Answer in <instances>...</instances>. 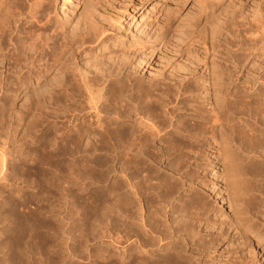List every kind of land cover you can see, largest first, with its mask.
Returning a JSON list of instances; mask_svg holds the SVG:
<instances>
[{
    "label": "bare ground",
    "instance_id": "6f19581e",
    "mask_svg": "<svg viewBox=\"0 0 264 264\" xmlns=\"http://www.w3.org/2000/svg\"><path fill=\"white\" fill-rule=\"evenodd\" d=\"M82 1L84 6L81 5V14L78 12L80 17H78L79 19L75 17L78 21L75 20L77 23L73 24V26L71 25L72 29L70 28L69 30L68 25L71 24L69 18L74 12L69 18L61 17L66 12L60 15L55 9L56 7H53L54 4L51 5L50 0H0V133L3 131L7 134L4 135L2 133L4 137L8 136L9 139H15L16 136L20 135L16 141L12 140L13 143H17V147H13L15 152L17 148L20 151L19 153L24 154V152H27L26 149L29 148V144L34 143L33 145H36L38 143L42 150V154H40L47 160L86 158V161L81 159L83 164H80L79 167V169L82 167L83 171H86L83 173L85 177L89 175L90 170L92 172L93 166H97V162L95 161L96 164L93 163L92 160L94 159L90 160V158L100 155L104 156V159L107 158L108 165L106 167L108 170H106L108 175H111V178L117 168L126 177V180L123 178L125 182L121 184L122 186L120 183L123 176L116 178V180H121V182L118 181L119 183L117 181L114 182L110 178L112 183L109 182V185L103 190V192L105 191L103 193L105 194L103 195L104 198L101 191L100 194L103 199L100 196L97 199L90 200L92 196L83 197L84 194L79 189L80 183L85 186L83 183L85 178L81 174L82 169H80L81 175L76 173L71 176L77 170L76 164L71 163L75 160L70 161L71 164H65L64 169L71 170L68 172V176H65L67 184L65 186L62 184L58 185L55 191L58 194V200L62 201L70 198L69 204L66 202L67 205L63 210H66L65 213L68 214L70 220L71 241L74 240L80 244L83 242L85 233L83 234L84 230L81 225L83 223L86 225L88 220L98 219L101 220L100 222L107 220L112 228L111 233L115 231L116 225H120L122 235H118L117 238L121 236L122 240L119 242L123 246H119L123 250L121 253L119 252L120 254H117L115 250L112 252L111 248L109 250L111 252H108L107 256L102 253L105 250H98L96 253L90 252L88 254L91 258L98 257L100 259L102 257L103 261L105 258V260L107 259V264H207L205 260L202 261L203 258L201 256L210 252L219 239L215 236L214 238L203 240L200 238L201 236L199 237L200 234L195 227L197 223L204 221L203 217H207L205 216L206 213L211 210V208L209 209V202L203 199V195L202 197L196 192L188 193L184 198L179 196V193L187 183L192 184L194 180L196 182V179H198L199 175L197 176V173L202 166L200 161H203L201 157L206 156L205 151L207 150L204 151L203 145L209 142V139H212L218 145L216 149L218 150L217 156L221 165L220 168H222L221 178L224 181V190L227 191L228 200L232 204L230 205L232 207V215L235 216L233 220L235 219L241 228L244 227L243 232L255 233L261 241H264V13L262 12V4L258 7L256 6L257 8L251 12L252 19L250 18V20L245 14H243L245 17L239 18L238 11L235 13L232 11V14H226L224 18L221 17V21L217 20L219 24L216 23L218 24L217 27L215 26L216 24L214 25L213 28L215 30L212 28L213 40L211 47L214 48V53L216 48L218 60L212 58L216 60L212 61L211 59L213 66L212 68L210 67L209 81L215 95L211 102L213 105V107L211 106L212 110L209 109V111L208 108L204 110L200 106L203 101L197 104L196 101L194 103L191 100L195 95L193 92L197 91V83L198 85L200 84L196 82L195 78L191 79L195 80L196 84L195 82L193 83L196 86L190 83L191 79L183 75L187 79L183 78L181 81L178 79L179 83L173 81L175 83L174 87H168L171 84L167 83V85L165 83L167 81H162L165 83H162L165 85L163 87L162 84H157V82L152 83L154 80H151V83L147 81L148 85L146 82V85L141 84L139 81L142 78L140 80L138 78V81L133 79L137 75L131 78L130 75L133 71L129 75L123 73V77H119L118 75L122 71H127L126 65L129 62L126 60L128 62L126 64L118 54L119 58L115 66H112L113 64L108 65L105 62L108 57L104 59L105 61L102 60V52L110 39L108 27L106 28L102 25V20L105 17L102 20L100 19V22L96 20L93 8L97 5V0ZM219 1L199 0L200 7L204 8L205 11L215 6ZM82 6L84 7L83 9ZM158 6V2H152L149 9L152 14L158 11ZM158 13L160 12L158 11ZM101 16L99 15L98 18ZM164 16L163 20H166L168 16ZM170 21L171 19L169 18L163 21L164 24L159 21L162 25L160 29L162 28L163 30L159 33L161 36L165 35V31L167 32L166 27L170 24ZM109 29L111 30L112 28L110 27ZM158 29L156 30L155 28L156 31ZM156 31L155 33H157ZM146 36L150 37L149 35ZM152 40L154 41V38ZM209 50L211 49L209 48ZM124 58H127V54ZM260 58V63H258ZM79 61H85L86 65L88 64V70H90L87 71L85 64L86 70H84V66ZM204 61L206 60L204 59ZM113 62L115 63V61ZM247 62L252 63V66H247L251 67L254 72L246 76L244 71H246L245 63ZM78 63L81 65L80 69L78 68ZM204 66L209 68L211 65L207 67L204 62ZM82 67L84 71H81ZM91 72L92 74L96 72V75L91 74L92 76H90ZM124 74L127 76L124 77ZM134 74H136L135 71ZM189 74L187 73V75ZM243 75L246 76L243 85L238 87L236 83H240L239 80ZM159 85H162V87ZM21 95L27 96V100H30L29 104L27 102L21 104H26L25 106H27L26 109L28 110H39L40 112L36 111L38 117L39 113L41 114L39 118H35V115L32 116V114H35L34 111L31 114V118L35 116L34 119L30 120L31 118H27V121L24 110L12 106L14 100H17ZM205 96H202L205 99H203L204 101L209 98V95ZM21 98L23 100V97ZM99 100L102 101V107L98 108L96 104ZM86 105H88L89 109L93 108L95 111L91 110L92 112H90L89 109L86 111ZM102 113L104 114L103 117L100 115ZM239 114L242 116L247 114L246 116L250 117L249 119L254 117L252 119L254 121H247L246 119L248 118H243L246 123L243 122L245 125L240 124ZM143 118L148 123L142 122ZM25 119L27 122H25ZM138 119L139 122L137 121ZM69 122H72V124L74 122V124L69 126ZM94 127L100 129L99 133V129L97 130L98 138L91 132L94 131ZM92 134L97 139L92 138L90 136ZM85 136H90L92 140L89 141L90 137H86L88 141L83 146L81 142ZM93 139L96 140L97 144ZM205 158L203 163L205 160L207 161ZM116 159L117 162L115 163ZM191 159L196 165H192L194 166L192 169H186L190 165ZM5 160L6 152L0 149L1 167L5 165ZM165 160H167L166 167L161 168V163H165ZM33 162L35 161L33 160ZM104 162L106 161L102 163L104 164ZM78 165L79 163H77V167ZM90 175L87 178H91ZM115 175L117 176V174ZM202 177L200 176L199 179L202 180ZM81 179L83 182H79ZM202 183L204 184V181ZM195 185L194 187H196ZM197 185L199 186V184ZM127 186L132 188V192L128 190L121 192ZM29 193L31 192L29 191ZM97 193L96 191L93 196ZM177 197L178 202L175 200ZM174 200L176 202L173 204ZM81 204L85 208L83 212L79 213L87 219L83 223L81 221L83 217L82 219L75 217L76 208ZM15 207V204H13L12 209ZM36 214L34 215L35 218L31 216L34 221L43 218L38 217V214ZM233 216L230 217L232 218ZM27 222L26 218L20 222V232H26V236L28 228L32 233L37 230L33 227L30 228L29 226L32 225ZM78 222H81L79 225L82 231ZM43 223L45 224V222ZM58 224L55 226L56 230L52 226L57 232L62 228ZM39 226H41V223ZM232 226L234 227V225ZM78 227L80 233L75 235ZM106 227L108 226L106 225ZM114 227L115 229L113 230ZM108 231L110 232L109 229ZM106 233L108 234V232ZM111 233L108 235H111ZM55 236L57 237H53V239L56 238L54 246L58 247L60 242L58 235ZM50 237L52 236L50 235ZM43 238L46 239V236ZM115 238L113 237L111 240ZM6 239L8 238L6 237ZM50 239L46 240L50 242ZM109 239L108 241H111ZM46 240L45 244H50ZM248 240L250 239L248 238ZM256 243L259 246V240ZM17 245L21 246L20 244ZM60 246L59 249L52 252L48 251L46 253L43 251L48 256L45 260L48 259L49 264H63L61 263L63 261H65L64 264H77L74 260H65L67 251L63 253V248L61 250ZM71 247L67 248L68 250H73L71 254L81 255L82 251L77 250L79 247H75L77 249ZM29 258L30 264H43L41 259L36 260L32 256ZM91 258L90 261L93 260ZM25 259L21 258L22 264H27ZM240 259L241 261H237L238 263L236 264H252V261L246 260L245 257ZM87 262L89 263V261Z\"/></svg>",
    "mask_w": 264,
    "mask_h": 264
},
{
    "label": "rangeland",
    "instance_id": "374dc122",
    "mask_svg": "<svg viewBox=\"0 0 264 264\" xmlns=\"http://www.w3.org/2000/svg\"><path fill=\"white\" fill-rule=\"evenodd\" d=\"M50 1H51V5L54 4L53 7H56L55 9L59 12L60 15L64 14L65 12L68 13L67 15H69V16H67L66 13H65L63 16L61 15V17L69 18L70 15L73 12L75 13V14L73 13L71 15L72 18L71 17L69 18V21L71 22V24L68 25L69 26L68 29L69 30H70V28L72 29L71 25L73 26V24H76L77 23L76 21H78V20L75 19V17L76 18L80 17L79 15L81 14V11H82L81 10V5L84 6V3H82L83 1L82 0H77L78 2L76 0H64V1L63 0H50ZM154 1L159 3V6L157 7V9H158V11L160 13H158V11H156V13L152 14V12L149 10L150 6L152 5V2L155 3ZM101 3H103V4L101 5ZM62 4H64V5H62ZM96 4H97L96 5L97 7L95 6L93 8L95 10L94 13H95V16H96V20H99L98 22H100V19L102 20L105 17L102 20L103 23L102 22L101 23L106 28L108 27V30H109L108 35L110 37V39L108 41L109 43L107 42L106 47H105V49L102 52V55H103V57H101L102 60L105 61L104 59H106V57H108L107 58L108 60L106 59L105 62L108 65L109 64H111V65L113 64L112 66H115L116 61H118L119 57L121 59L123 58V60H124V62L126 64L129 62L126 65V68H127L126 72L127 73L125 71H122L118 75L119 77L120 76L123 77V73L129 75V73L131 74L132 71H133V73L130 75L131 78H133L134 75H137L133 79L138 81L137 80L138 78H139V80L142 78V80L139 81V82L141 84L143 83V85H146V84L148 85L147 81H149L151 83L152 82L151 80H154L152 83H156L157 82V84H162L164 81H167V82H165L166 84L167 83H169L171 85L173 84V86L167 84L168 87L169 86L170 87H174L175 83H173V81L176 82V83H179V80L180 81L183 80L185 75L189 79H191V78L194 79L195 78L196 82H199L200 84L198 85V83H197V89H196L197 91L195 90L196 92H193L195 95L192 93L194 95V97H193L194 99L192 98L191 100H193L194 103L196 101L197 104H199V103H201L203 101V104L201 103L200 106H202L204 110H206V108H208V110L209 109L212 110L213 105H212L211 102L213 101L212 99L214 98V95H215L214 92H213V89H211V83L209 81L210 80L209 76L211 74L210 67L212 68V66H213L211 64V59L215 58V59L218 60V52L216 51V48H215V53H214V51H213L214 48L211 47L212 46V40H213L212 33H213V30H215L213 28L214 25L216 23L219 24L218 21H221V19L224 18V16L226 14H232V11L234 13L238 11L237 14L240 15L239 18L247 16V17H249V20H250V18L252 19L251 12L253 10H255V8H257L261 4H262L261 6H262V9H263L262 12L264 13V5H263L264 2H263V0H261V1L260 0H220L215 6H213L212 8H208V10H206V11L204 10V8L200 7L201 4H200L199 0H97ZM61 6H63V7H61ZM73 6H75V7H73ZM83 6H82V9L84 8ZM98 11H100L101 13L98 12ZM78 12H80V14ZM167 13L170 15V17H169V15ZM243 14H245V16ZM65 15H66V17H65ZM99 15L100 16L102 15V16L100 18H98ZM164 15H166V17L168 16L167 19L169 18V19H171V21H170V24L166 27L167 32L165 31V35L161 36L159 34V33H161L163 31L162 28L160 29V27L162 26L161 22H162V24H164L163 21L167 20V19L163 20V16ZM263 18H264V15H263ZM164 19H165V16H164ZM73 20L74 21L76 20V21L74 22ZM159 21H161V22H159ZM106 23H107V26H106ZM218 24H216L215 26L217 27ZM110 27L112 28L111 29L112 31L109 29ZM155 28H156V30H157V28H159L160 32H159V29H158V31H156ZM212 28H213V30H212ZM211 30H212V32H211ZM155 31L157 33H155ZM146 35H149L150 37H148ZM152 36H154L153 37L154 41L152 40L153 39ZM157 36H159V37H157ZM145 37H146V39H145ZM147 40L150 42L149 44H148ZM210 40H211V42H210ZM209 48L211 50H209ZM113 50L114 51L115 50H119V51H115L116 52L115 53ZM106 52H110V53H107L108 56H107ZM124 52L127 54V58L126 59L124 58V57H126V54ZM212 52L214 53V55H213ZM117 54H118L119 57L117 56ZM123 54H124V56H122ZM110 55H111V58H110ZM128 56H130L131 58L128 57ZM203 58L206 61H204ZM114 59H116V60H114ZM215 59H212V61H214ZM141 60H142V62H141ZM258 60H259L258 63H260L261 58L258 59ZM109 61H110V63H109ZM113 61H115V63ZM79 62L81 63L82 66H84V70H86V68L88 67L87 66L88 64L86 65L85 61H79ZM204 62L207 64V67L209 65H211V66H209V68H206V66L203 67ZM84 64L86 65V68H85ZM251 64H252L251 62L245 63L246 71H244V75L247 76L248 74L249 75L251 73L253 74L254 70L253 69L251 70V67H248L249 65L252 66ZM77 65H79L78 68L80 69L81 65L79 63ZM132 66H134V67H132ZM128 67L130 68V70H129L130 72L128 71V69H129ZM84 70H83V67H82L81 71H84ZM89 70L87 68V71H89ZM134 71H135L136 74H134ZM192 71H193V73H192ZM259 71H261V70H259ZM209 72H210V74H209ZM247 72H249V73H247ZM187 73H190L191 75L190 74L187 75ZM91 74H92V72L90 73V76H92L94 74L96 75V72L93 73L92 75ZM125 74H124V77L127 76ZM192 75H193V77H192ZM176 76H177V78H176ZM196 76H198V77H196ZM206 76H208V77L206 78ZM243 76L239 80L240 83H236L238 85V87L243 85V82H244L245 77H246V76H244V77ZM202 77H204V78H202ZM174 78L176 79V81H175ZM184 79H187V78H184ZM193 79H191L192 81L190 80L191 84L193 82H195V80H193ZM170 80L172 81V83H171ZM145 82H146V84H145ZM196 82H195V84H196ZM165 83H163V84H165ZM203 84H204V86H203ZM205 84H208V85L205 86ZM209 84H210V86H209ZM162 85H159V86L162 87ZM167 85H166V87H167ZM192 85H194V83ZM194 86H196V85H194ZM163 87H165V85H163ZM199 87H200V89H198ZM204 89H205V91H204ZM210 90H211V92H210ZM201 92L203 93V95H202ZM197 93H199V94L196 95ZM185 95H187V94H185ZM205 95H209L208 96L209 98L206 101H204L205 99L202 98V96H205ZM21 97H23V100H22ZM199 98H202V99H199ZM197 100H198V102H197ZM29 101H30L29 99L27 100V96L25 97V96L21 95L17 100H14L15 103L13 102L12 106L17 108V109L24 110L26 119L27 118L30 119L33 115L36 116V117L34 116L35 118H39L40 115H41L39 113V117H38L37 112H40L39 110L37 111L36 109H33V110L29 109L30 110L29 111L28 109H26L27 108V106H25L26 104H21V103H24V102L25 103L27 102V104H29ZM88 105H86V111L89 109V107H87ZM96 105H98V108L102 107V101L99 100V102ZM90 106H91V104H90ZM91 110H94V109L93 108L89 109L90 112H92ZM34 111H35V114H32V113H34ZM31 114H32V116H31ZM100 115H101V117L104 116L103 113L100 114ZM240 115L241 114H239V117H240L239 119L242 121V122L241 121L239 122V119H238V122L240 124L246 123V120L247 121L248 120L254 121V120H252V119H254V117L253 118L251 117L252 119H249L250 117L246 116L247 114H245L243 116L242 115L240 116ZM34 117L31 118L30 120L34 119ZM241 117H242V119L243 118L244 119L248 118V119H246V120L243 119L242 120ZM144 118L142 119V122H147L145 120L146 118L145 119ZM26 119H25V122L28 121V119H27V121H26ZM70 121H72V120H70ZM137 121L139 122V119ZM69 123H71V124H69ZM69 123H68L69 126L74 124V122H73V124H72V122H69ZM98 129L96 127H94L93 128L94 131H91L94 134V136L97 137V138H98L97 134L100 132V129H99V131L97 133ZM95 130H96V132H95ZM2 133L4 135H7L3 131L0 133V135ZM93 134L90 135L92 138L94 137ZM4 135L2 136L3 139L6 138L4 141H3L2 137L0 136L1 137V139H0V149L4 150L6 152V160H5V163H4L5 165L3 167L0 166V170H1V172H0V264H10V263L11 264H19V263L22 264V261H21L22 257L24 259L27 257V259H25V262L27 261V264H30L28 260L30 259L29 257H31V256L33 258H35L36 260H40L41 259L43 261V264L44 263L45 264H49V262H48L49 260L48 259H47L48 261L45 260L48 256H46L44 252L47 253L48 251L52 252L53 250L59 249L60 245H61L60 249L62 250V248H63V253H66V251H67L66 255L68 257L66 256L67 258L65 257V260H70L71 259V260H74V262L77 263V264H87L88 263L87 261H89L88 264H91V263L92 264H94V263L95 264L96 263L97 264H107V259L105 260V258H104V261H103L102 257H101L102 259L100 258L101 259L100 260L98 257H94V258L92 257L91 258V257L88 256V254L90 252L91 253H96V252H98V250H102V251L105 250L102 253H104V255H106V256H107L108 252H111V251L114 252L113 250H115L117 254H120L122 252V250H123L121 248V246H123V244H121V242H119L120 240H122V238H120L121 236L117 238L118 235H120V234L122 235V231H121L120 225H118L119 227L116 225L117 231H116V229L114 227L113 230L115 229L116 232L113 231L112 233H111L112 228H111V226H109L110 223H108L107 220H104V221L102 220L103 222L107 223V224H104L103 222H100L101 220H98V219L91 220L90 219V221H93V222H90L88 220V223L85 225L83 223V221L87 220V219H86V217L84 218L83 215H80L81 213H79V212H83L84 211L83 209L85 207H84L83 204H81L83 206H81V205L78 206L76 208L77 212H75L77 214V215L75 214V217H80V219H82V217H83V219L81 220L82 223H83V225H81L83 230H84L83 234L85 233L83 235V237H84L83 238V242L81 241L82 243L80 244V243H76L74 240L71 241L72 240L71 234H70L71 230H69L70 229L69 228L70 227V225H69V223H70L69 221L70 220L68 218V214L65 213L66 210H63V209H65L64 207L67 204H69L70 198H68V199L66 198L65 200L63 199L62 201L58 200V194H56L55 190L58 187V185L60 186L62 184V185L65 186L67 184V182H66L67 178L66 177L68 176V172L71 171V170L64 169V166H65L66 163L67 164H71V163L72 164L73 163L76 164L75 166H76L77 170H75V173L71 175V176H73L76 173L80 174V171H81L80 169H82V167L79 169L80 164L81 165L83 164V163H81L82 160L86 161L87 159L86 158H83V159L82 158H77V159L76 158H65V159L62 158V159L59 160V158H57V159H53V160H51V159L47 160V158L44 159L43 156L41 155L42 154V152H41L42 150H41L40 144H38V143H36V145H33L34 143L29 144L28 145L29 148L26 149L27 152H24V154L23 153H19L20 151H18L17 148H16L17 151L15 152V150H13V149L15 147H17L16 146L17 143H15V142L13 143V141H16L17 139H19L20 135L18 137L16 136L15 139L14 138H10L9 139L8 136L4 137ZM90 136H85L82 139L83 141L81 143H82L83 146L87 143V141H88L87 138H89ZM91 137L89 138V141L92 140ZM95 137H94V139H97ZM94 139H93V141L97 144L96 140H94ZM209 142H207L209 145L207 143H205L203 145L204 146V151L207 149L205 151L206 152L205 153L206 156L204 155L207 158L201 157V159L203 161H204V158L207 159V161L205 160L204 163H203V161H200L202 163V166H201V169H199V172H198L199 174L197 173V176L198 175H199V177L203 176L202 180H200L199 177H198V179H196L197 183L195 182V180L193 182L194 184L193 183L192 184L187 183L184 186V188L182 189V191H180V193H179V196H182L184 198V196L186 197V194H188V193L190 194L192 192H196V193H198L201 196L203 195L204 196V197L202 196L203 199L209 202L208 205H209V209L211 208V210H208V212L206 213L205 216L210 217L211 219L207 218V217H203L204 221H202L201 223H197L196 224L197 226L195 228H197L196 231L200 234L199 237L201 236L200 237L201 239L208 240L210 238H214L215 236H217V239H219V240L216 242V244L213 246V248L210 250V252H208L206 254L205 253L202 254V256H201V258H203L202 261L205 260V263H207V264H236V263L241 261L240 258L245 257L246 260L252 261V264H264V241H261V239L255 233H251L252 234L251 235L250 233L243 232L244 231V227H242L243 228V230H242V228L237 224L235 219L233 220V218H235V216L232 215L233 214L232 210H231L232 207L230 206L232 204H231V202H229L230 200H228L227 191L224 190L225 189L224 181L221 178V176H222V172H221L222 168H220L221 165H220V162L218 161V156H217L218 155V150L216 149V148H218V145L215 144L212 139H209ZM207 155L209 156V158H208ZM100 156H102V155H100ZM100 156H97L95 158L94 157L90 158V160L94 159V160H92L93 163L96 164V162H97V166L96 165L93 166V167H96V168L92 167V169H93L92 172H91V170L89 172V175L91 173V175H90L91 178H87L89 175L85 177V174H83V173L86 172V171H83V169H82V173L81 174H83L82 177H84L85 180L83 178L82 179L84 180V182H83L82 179H81L82 181L79 180V182H83L84 185L86 186L85 187V186H83V184L80 183L79 184L80 192L82 194L86 195V196L83 195V197H87L89 195L92 196L90 198V200L97 199V197H100L101 196V194H100L101 191H102L101 192L102 196L105 195V194H103V193H105V191L103 192V190H105L107 185H109L110 181L113 180L114 182H116V181L118 182L119 179L116 180V178H121L123 176L121 178L122 182H121V180L119 181V182H121L120 183V185H121L126 180V177L122 173V171L119 172L117 170L119 168L116 169L118 172L116 170H115L116 173L113 172L114 174H112V178H111V175L110 174L108 175V173H107V170H108L107 167H106L108 165L107 158L104 159V156H102V157H100ZM210 156H211V158H210ZM214 156H217V157H214ZM33 158H35V159H33ZM78 159H79V161H78ZM33 160L35 162H33ZM72 160H75V161L70 163V161H72ZM191 160H190V165H189L190 167L188 166V168H186V169H189V168L192 169L196 165L195 162H193V160L192 161ZM211 160L213 161V163H212ZM103 161H106V162H104V164H103L102 163ZM59 162H60V164H59ZM76 162L79 163L78 167H77V163ZM116 162H117V159L115 160V163ZM164 162L165 163H161V168L166 167L167 160H165ZM192 165H194V166H192ZM61 166H62V168H61ZM219 168H220V170H219ZM206 169H208V170H206ZM25 171H26V173H25ZM46 171H48L49 173L46 172ZM216 172L217 173L220 172L219 175H217ZM105 173H107V174H105ZM46 174H48V175H46ZM115 174H117L118 177ZM119 174H121V175H119ZM99 175H101V176H99ZM23 176H25V177H23ZM43 177H44V179H43ZM110 178L112 180H110ZM123 178L125 180H123ZM53 179H54V181H53ZM198 181H199V183H198ZM201 181L202 182L204 181V184ZM110 183H112V182H110ZM197 184H199V186L201 184V186L199 187ZM80 185H81V187H80ZM194 185L196 187H194ZM102 186H104V187H102ZM186 187H187V189L188 188L189 189L187 190ZM97 188H99V189H97ZM127 188H123L121 190V192L124 191V190H128V191L132 192V188L130 186H127ZM192 189L195 190V191H193ZM29 191L32 193V195H31V193H29ZM96 191L98 193L93 196V194L96 193ZM87 192H88V194H86ZM102 196H101V199L104 198V196H103V198H102ZM43 197H45V198H43ZM46 198H48V199H46ZM36 199H38V200H36ZM175 200L178 202V197H177V199L175 198ZM175 200H174L173 204L176 202ZM11 201H13V202H11ZM63 201H64V203H62ZM66 202H67V204H66ZM61 203H62V205H61ZM13 204H15L16 207L12 209ZM7 207H8V209H7ZM6 209L8 211L10 209L13 210V211L10 210L8 212ZM28 209H31V210H28ZM36 213L38 214V217H41V218L45 217V218L44 219L43 218L42 219L37 218V219L40 220V222H39V220L38 221H34V219L32 217L35 218L34 215ZM230 216H233V217L231 218ZM25 218L28 221L27 223L29 225H32V226H29L30 228L33 227L34 229L35 228L37 229L35 231L33 230L34 232L32 233L31 231H29V228H28L27 229V231H28L27 232V236L25 234L26 232H24V233L20 232L21 231L20 222L22 221V219H25ZM226 221H227V223H226ZM36 222H37L38 225L36 224ZM43 222H45V224ZM58 222H59V224H58ZM40 223H41V226H39ZM55 223L58 224V225H61V227H62L61 229L58 230L59 232L55 231L56 230V227H55L56 224ZM80 223L81 222H78V225ZM43 224H44L45 227L42 226ZM106 225L108 227H106ZM232 225H234L235 228ZM236 225H237V227H236ZM52 226L55 227V230H54V228H52ZM81 226L79 225V227H80V229L82 231ZM79 227H78L77 231L75 232V235H76V233H78V234L80 233V231H78ZM108 229L110 230V232L108 231ZM35 232H37V233H35ZM106 232H108V234L111 233V235H115V236L108 235ZM92 233H94V234H92ZM241 233H242V235H241ZM12 235H13V237H11ZM18 235H19V237H18ZM50 235L52 237H50ZM55 235H58V239H59V242H60V245L58 247L54 246L56 244V241H55L56 238L53 239V237H57ZM24 236H25V238H24ZM42 236L43 237L46 236L47 240L52 238L50 240L51 241L53 240L54 242L53 241H52L53 243L51 241L49 242L45 238H43ZM246 236H247V238H246ZM6 237L8 239H6ZM110 237L111 238H113V237L115 238L116 237L115 238L116 240L113 239V240H115L113 242V240H111ZM242 237L243 238L245 237L246 240L245 239L243 240ZM33 238H35V239H33ZM248 238L250 240H248ZM108 239L111 240V241H108ZM16 240H18V241H16ZM43 240H44V242H43ZM45 240H46V242H48L50 244H45ZM60 240L63 241L62 244H61L62 241H60ZM258 240L260 242L259 246L256 243V241H258ZM39 242H41V243H39ZM16 243L20 244L21 246L17 245ZM72 243L75 244L76 246L75 245L73 246ZM119 245H121V246H119ZM71 246L74 247V248L75 247H79L80 249L79 248L78 249L75 248V249H77L79 251L81 250L82 252L84 251V253L81 252L80 256L71 254V252L73 250L72 249H69V250L67 249L68 247L70 248ZM111 248H112V250H111ZM109 250H111V251H109ZM21 251H23V252H21ZM85 253L87 255V256L85 255L86 258L84 256ZM99 253H101V251H99ZM20 256H21V258H20ZM18 257H19V259H18ZM90 258L93 259V260L90 261ZM95 259L98 262H96V261L94 262ZM64 262L65 261H63L61 263L64 264ZM37 264H39V263H37Z\"/></svg>",
    "mask_w": 264,
    "mask_h": 264
}]
</instances>
